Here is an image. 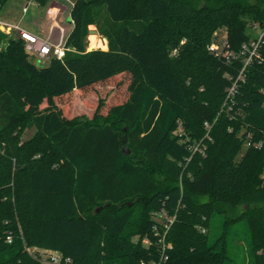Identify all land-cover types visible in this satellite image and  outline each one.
<instances>
[{"label": "trees", "instance_id": "trees-1", "mask_svg": "<svg viewBox=\"0 0 264 264\" xmlns=\"http://www.w3.org/2000/svg\"><path fill=\"white\" fill-rule=\"evenodd\" d=\"M70 18V50L45 67L0 29V264H45L31 247L152 263L162 211V264H264V42L245 69L241 54L264 0H75ZM92 25L107 50H87ZM126 72V101L100 97L91 118L57 104Z\"/></svg>", "mask_w": 264, "mask_h": 264}, {"label": "rangeland", "instance_id": "rangeland-1", "mask_svg": "<svg viewBox=\"0 0 264 264\" xmlns=\"http://www.w3.org/2000/svg\"><path fill=\"white\" fill-rule=\"evenodd\" d=\"M75 0H54V4L52 5V15L51 20L56 22L58 20V8L62 10V14L59 17L60 24L66 26V28L70 27L72 23H70L69 14L71 12L73 3ZM27 4V0H8V2L3 7L2 11L0 12V23L5 24L8 26H27L29 22H32V25L37 26V22L39 21L40 17L44 14L45 10L42 7H38L36 3L29 4L28 10L24 11V8ZM56 12V13H55ZM23 28V27H21ZM38 30L34 31V34L46 38L49 33V25H45V27L38 26ZM65 29V28H64ZM262 27H260L259 23H252L249 22L248 25V32L252 39L258 38L262 33ZM62 30V28H60ZM55 30L52 31L51 34L53 38L56 40L57 37L60 38L61 31ZM93 30H97V28L92 25L89 27V34L86 39L87 50L93 49H103L102 41L106 39L103 38L99 33L90 32ZM8 33V30H5ZM66 33V31L64 30ZM9 36H17L16 33H8ZM227 37V30L225 28L219 30L215 34V39L212 42V45L220 47L222 41L225 40ZM52 38V40H53ZM95 38H98L100 41L97 46L93 45ZM106 43V42H105ZM27 46V44H26ZM101 46V47H100ZM68 48V47H67ZM70 50V48H69ZM68 50V51H69ZM177 50L173 51L175 54ZM30 60L33 61L40 67L48 66L50 60L47 58H38L33 52L30 53ZM124 75H119L110 79L109 82L105 84H101L99 87H94L92 89H88L83 93L75 92L72 99L63 98L58 100L57 104L62 109L64 115H68L69 118H73L76 116L85 115L88 117H93L97 106L98 100L100 97H106L107 104L112 102L113 104L122 103L126 101L128 93L127 87L131 81V77L129 76L130 73L126 72L123 73ZM107 104H105L107 106ZM47 105V102H46ZM107 107L101 110V113H106ZM35 132V129H31L25 132L24 139L30 138ZM153 219L158 224L164 221L163 217L159 216L157 213L153 214ZM240 238H244L245 235V225L241 224L240 226ZM138 237H134V241H137ZM143 244L146 243V238L142 239ZM29 252L41 259L45 260L48 256L46 250L43 248L31 247L29 248ZM45 264H51L45 262Z\"/></svg>", "mask_w": 264, "mask_h": 264}, {"label": "built area", "instance_id": "built-area-1", "mask_svg": "<svg viewBox=\"0 0 264 264\" xmlns=\"http://www.w3.org/2000/svg\"><path fill=\"white\" fill-rule=\"evenodd\" d=\"M29 7V4H27L24 8V11H27ZM0 29L6 33L5 30H8V33H16L17 37L23 39L26 41V48L29 53L33 52L38 58H59L63 59L66 56L67 51L69 48L66 46V39L64 38L63 29L60 30V39L59 42H53L51 40V37L48 38H42L39 37L33 33H30L24 29H22L19 25L18 26H8L5 24L0 23ZM53 28L51 29L52 32ZM50 32V36L52 35ZM7 33V34H8ZM264 42V29H262L261 35L256 38V40L251 41L249 44H246L241 49V54L245 55V67L250 64L253 60V58L257 55L258 49L261 45V43ZM226 46V39L222 41V44L220 47L215 45L209 46V51L215 55H220L223 53V49ZM235 90V87H232L230 89V94H233ZM262 146V144H260ZM157 214L161 217H163L164 221L161 223L160 226H162V229H160L157 225L155 226L156 236L158 238L157 245L161 249V258L158 261H153L152 263L148 262H141V264H162L166 259L167 256L165 254L167 249V242L166 237L167 233L170 230L171 226L173 225L175 221V216H169L165 211L157 212ZM160 229V231H159ZM13 240L12 236H9L7 238L8 243H11ZM150 240L146 238L145 245H149ZM46 253H48V257L44 260L47 263L51 264H68L71 262L69 258L64 259L63 255L60 252L46 250Z\"/></svg>", "mask_w": 264, "mask_h": 264}, {"label": "crops", "instance_id": "crops-1", "mask_svg": "<svg viewBox=\"0 0 264 264\" xmlns=\"http://www.w3.org/2000/svg\"><path fill=\"white\" fill-rule=\"evenodd\" d=\"M32 3H36L34 0H27V4H32ZM55 2H54V0H51L49 3H48V5L47 6H45V7H42V6H40L38 3H36V5L38 6V7H42L44 10H45V12H44V14L40 17V19H39V21L37 22V26H34V25H32V22L30 21L29 22V24L25 27V26H21V27H23L22 29H24V30H26V31H28V32H30V33H33L34 34V31L35 30H38L37 28H38V26H40V27H45V25H49V33H48V35H47V37L46 38H48V37H51V40H52V38H53V35H51L50 36V32H51V29L53 28V30L52 31H55V30H60V28H62L63 29V34H64V38L66 39L67 38V36H68V34H69V32L71 31V28H72V24H71V26L70 27H68V28H66V26L65 25H63V24H60V22H59V17H60V15L62 14V10L61 9H59L58 8V11H59V13H58V20L56 21V22H53L51 19V15H52V11H54V10H52V5L54 4ZM26 4V5H27ZM56 13V12H55ZM69 17H70V14H69ZM70 23H72V20H71V18H70ZM65 28V29H64ZM64 30L66 31V33L64 32ZM59 37H57L56 38V40L53 38V42H59ZM105 44H106V48H103V50H107L108 49V42H107V40H105Z\"/></svg>", "mask_w": 264, "mask_h": 264}, {"label": "bare ground", "instance_id": "bare-ground-1", "mask_svg": "<svg viewBox=\"0 0 264 264\" xmlns=\"http://www.w3.org/2000/svg\"><path fill=\"white\" fill-rule=\"evenodd\" d=\"M99 42H100V41L98 40V38H95V41L93 42V45L97 46ZM102 46H103L104 48H106L105 41H102ZM100 47H101V46H100Z\"/></svg>", "mask_w": 264, "mask_h": 264}, {"label": "water", "instance_id": "water-1", "mask_svg": "<svg viewBox=\"0 0 264 264\" xmlns=\"http://www.w3.org/2000/svg\"><path fill=\"white\" fill-rule=\"evenodd\" d=\"M90 32L98 33L97 30H93V31H90ZM101 209H102V208H99V209L97 210V212L101 211Z\"/></svg>", "mask_w": 264, "mask_h": 264}]
</instances>
